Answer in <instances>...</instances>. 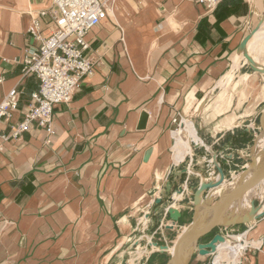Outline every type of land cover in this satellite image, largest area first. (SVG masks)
<instances>
[{
    "label": "crops",
    "instance_id": "1",
    "mask_svg": "<svg viewBox=\"0 0 264 264\" xmlns=\"http://www.w3.org/2000/svg\"><path fill=\"white\" fill-rule=\"evenodd\" d=\"M54 14L52 0H0V104L20 92L0 123V264H167L193 192L217 179V163L239 177L264 145V74L239 53L264 0H224L211 13L187 0H115L87 35L94 74L56 106L52 133L34 124L14 138L39 90L22 73L40 46L28 30L39 19L48 35ZM228 76L259 82V100H243ZM173 205L183 217L169 228ZM217 233L220 264H264V217L208 239Z\"/></svg>",
    "mask_w": 264,
    "mask_h": 264
},
{
    "label": "built area",
    "instance_id": "2",
    "mask_svg": "<svg viewBox=\"0 0 264 264\" xmlns=\"http://www.w3.org/2000/svg\"><path fill=\"white\" fill-rule=\"evenodd\" d=\"M214 12L224 0H187ZM115 0H52L56 14L51 16L50 33L34 19L28 33L40 42L36 51L23 61V76H35L39 90L32 94L23 120L13 137L29 132L34 124L52 133L55 108L72 101L83 80L94 74V64L86 56L88 33L107 18ZM48 13L42 12L44 17ZM20 92L13 89L0 104V123L19 107Z\"/></svg>",
    "mask_w": 264,
    "mask_h": 264
},
{
    "label": "water",
    "instance_id": "3",
    "mask_svg": "<svg viewBox=\"0 0 264 264\" xmlns=\"http://www.w3.org/2000/svg\"><path fill=\"white\" fill-rule=\"evenodd\" d=\"M254 37L256 41L264 37V20L245 38L239 51L255 72L264 74V67L257 65L248 52V44ZM147 117V114H142L139 129L145 128ZM259 125L261 136H264V110L259 117ZM216 167L217 179L200 184L193 192V219L175 245L167 264H191L196 254L211 256L208 264H215L218 247L226 240L221 233L215 234L212 239H208V236L220 229L245 226L264 217V151L258 148L257 142L252 149L250 164L240 173L237 183L215 199L212 192L234 179L231 180V176L218 163ZM180 192L183 193V189ZM161 201L158 200V203ZM173 201V198H169L167 203L173 204ZM167 214L171 220L169 228L179 226L182 212L173 205L167 208Z\"/></svg>",
    "mask_w": 264,
    "mask_h": 264
},
{
    "label": "rangeland",
    "instance_id": "4",
    "mask_svg": "<svg viewBox=\"0 0 264 264\" xmlns=\"http://www.w3.org/2000/svg\"><path fill=\"white\" fill-rule=\"evenodd\" d=\"M255 53V52H254ZM259 54V53H258ZM259 56L261 57H264V55L262 54H259ZM264 59V58H263ZM229 78H227L228 80H230V83L234 84L233 86L240 92L241 94V97L243 100H247V99H250L251 101H258V90L259 89H262L260 86H259V82H257L256 80H253V79H249L250 81H245L243 80H238V78L236 77H231V76H228ZM229 84V86L231 85ZM253 90V91H252ZM262 107V106H261ZM261 136V135H260ZM239 175V174H237ZM232 180V179H231ZM229 187H227L228 189ZM225 189V190H227ZM219 196V194H217V196H215V199ZM213 198V200H215Z\"/></svg>",
    "mask_w": 264,
    "mask_h": 264
},
{
    "label": "bare ground",
    "instance_id": "5",
    "mask_svg": "<svg viewBox=\"0 0 264 264\" xmlns=\"http://www.w3.org/2000/svg\"><path fill=\"white\" fill-rule=\"evenodd\" d=\"M252 48L253 50L258 54H263L264 55V37H262L261 39H259L258 41H256V37L253 38L252 40ZM258 54V55H259ZM188 127V126H187ZM189 130V133L191 132L190 130V127H188ZM185 132V131H184ZM192 133V132H191ZM190 133V134H191ZM183 134V133H182ZM182 134H179V137L178 138H183L182 137ZM185 136V135H184ZM180 141H182L181 139H179ZM258 144V148L262 151H264V145L261 147V144L260 142H257ZM239 177L237 178H234L231 182L227 183L225 182L219 189L215 190L212 192L213 196H217V194H223L224 190L227 189V187H233L236 183H237V180H238ZM248 206V205H247ZM242 238V237H241ZM241 238H238L239 240H241ZM239 247H242L241 244H239ZM239 249V248H238ZM215 264H220V260H219V257L218 255H216V259H215Z\"/></svg>",
    "mask_w": 264,
    "mask_h": 264
}]
</instances>
